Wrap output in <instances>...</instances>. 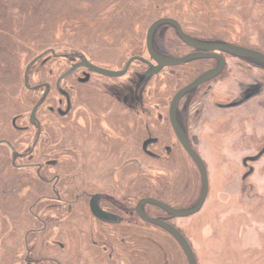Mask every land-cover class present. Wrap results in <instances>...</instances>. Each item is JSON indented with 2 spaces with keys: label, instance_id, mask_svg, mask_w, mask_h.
I'll return each instance as SVG.
<instances>
[{
  "label": "rangeland",
  "instance_id": "rangeland-1",
  "mask_svg": "<svg viewBox=\"0 0 264 264\" xmlns=\"http://www.w3.org/2000/svg\"><path fill=\"white\" fill-rule=\"evenodd\" d=\"M161 18L200 42L264 55V0H0V140L13 147L0 145V264H188L173 237L134 208L144 198L179 210L197 203L200 174L168 110L216 60L150 76L134 60L119 77L81 69L55 85L79 60L111 71L131 57L153 63L145 36ZM152 44L167 57L195 52L168 24L156 28ZM220 54L223 69L178 105L205 167L203 205L188 217L142 207L180 232L196 264H264V110L255 113L264 104V68ZM67 99L69 112L59 115ZM45 105L63 125L39 115ZM92 197L114 221L91 213Z\"/></svg>",
  "mask_w": 264,
  "mask_h": 264
},
{
  "label": "water",
  "instance_id": "water-1",
  "mask_svg": "<svg viewBox=\"0 0 264 264\" xmlns=\"http://www.w3.org/2000/svg\"><path fill=\"white\" fill-rule=\"evenodd\" d=\"M163 24H168L175 28L180 40L190 47L191 49L195 50V52H191L185 56L182 57H167L164 55L159 54L156 52L153 48L152 44V37L157 27ZM145 44H146V51L149 56V58L153 61L154 64H150V70L147 73V75H153L157 73L159 70L165 67H172L180 64H184L191 60H197V59H215L217 61V64L212 69H209L203 73H201L199 76H197L194 80H192L189 84L185 85L181 89H179L174 97L171 100L168 114H169V122L171 125L172 132L177 139L178 143L181 145V147L184 149V151L190 156V158L193 160L194 164L196 165L201 179V193L200 197L197 201V203L189 208V209H175L172 208L156 199L153 198H144L138 201L135 207V212L139 218L142 220L149 222L151 224L157 225L167 231L173 239L176 241V243L180 246L182 252L184 253L186 260L188 264H196L195 257L192 253V250L187 243V241L184 239V237L180 234V232L175 229L170 224L164 222L161 219L158 218H151L147 216L141 209V206L144 203H150L153 204L166 213L170 214L173 217H188L195 213H197L201 206L203 205L205 198L207 196V175L205 171V167L200 159V157L197 155V153L192 149L188 138L184 132V130L179 125L177 118H176V111L178 108L179 101L181 98L186 94L187 92L197 88L198 86L202 85L203 83L211 80L214 78L222 69L224 66V59L221 56L220 53L229 54L231 56L237 57L239 59L248 60L250 62L259 63L264 68V55L244 47H240L237 45L229 44V43H204L200 42L198 40H195L186 34L183 33L180 25L173 19L170 18H161L156 21H154L148 28L145 36ZM53 54V51H50ZM39 57H37L35 60H37ZM33 60V62L35 61ZM134 60H140L142 62L148 63L147 60L141 58V57H131L124 66L123 70L121 71H111L106 70L100 67H97L91 63L84 62L83 64H79L81 66L87 67L94 71L95 73H99L105 76L110 77H119L126 73L127 69L129 68L130 64ZM79 67V66H76ZM69 73V72H68ZM67 74V73H66ZM65 74V75H66ZM26 72L24 75V86L26 88ZM39 103L35 105V107L31 111V120L35 116L36 109L38 108ZM90 211L91 213L98 218H108L109 216L102 212L96 203V197H92L90 204Z\"/></svg>",
  "mask_w": 264,
  "mask_h": 264
},
{
  "label": "flooded vegetation",
  "instance_id": "flooded-vegetation-1",
  "mask_svg": "<svg viewBox=\"0 0 264 264\" xmlns=\"http://www.w3.org/2000/svg\"><path fill=\"white\" fill-rule=\"evenodd\" d=\"M51 51V50H50ZM156 52H158V51H156ZM51 53V52H50ZM162 55V54H161ZM84 62H86L85 60H79V61H76V62H74L71 66H69L66 70H64L62 73H60L58 76H57V78H56V83H55V85L56 86H59V85H61V82H63L64 81V79H66L67 77H69L70 75H72V74H74V73H76V72H78L79 70H88V71H91V72H94V71H92L91 69H89V68H87V67H84V66H81V65H79V64H83ZM148 62V61H147ZM145 63V62H144ZM147 66H148V69L145 71L146 72V75L145 76H150V75H147V73L149 72V70H150V64H154V63H150V62H148V63H145ZM216 64H217V61H216ZM215 64V65H216ZM215 65H214V67H215ZM76 66H79V67H76ZM130 67V66H129ZM212 69V68H211ZM123 70V69H122ZM129 70V68L127 69V71ZM121 71V70H120ZM127 71H126V73H127ZM69 72V73H68ZM67 73V74H66ZM66 74V75H65ZM43 86H45V88H47V83H45V84H43ZM59 89H60V91H61V88L59 87ZM46 91V90H45ZM62 92V91H61ZM47 93V92H46ZM46 93H44V94H46ZM66 96V95H65ZM39 103V106L41 105V103H42V99H40V100H38V101H36V104H38ZM35 104V105H36ZM234 104H236V102L235 103H232V105H234ZM179 105V104H178ZM38 106V107H39ZM35 107V106H34ZM37 110V109H36ZM69 112V100L67 99V107H66V109H65V111L63 112V111H61V110H58V114L59 115H64V114H66V113H68ZM36 113V112H35ZM35 117V116H34ZM32 118V120H30V122L31 123H34V122H36L37 120H35V118ZM176 118H177V121H178V123H179V125L181 126V128L184 130V132H185V134H186V130H185V128H184V125H183V122H182V120H181V116H180V113H179V110H178V108H177V111H176ZM36 131L38 132V134L41 132V128H40V126L38 125L37 126V129H36ZM186 136H187V134H186ZM148 143H150V140H145V142H144V144H143V148H145L147 145H148ZM1 144H4V145H6L9 149H13V147H12V145L10 144V142H8V141H5V140H0V145ZM181 146V145H180ZM13 155H14V158H15V155H17V153L16 152H13ZM90 201H91V199H90ZM96 203H97V206H98V208L102 211V212H104L105 214H107L109 217L108 218H98V217H96L97 219H99V220H101V221H114V217H113V215L111 214V213H109V212H107V211H105V210H102L100 207H99V205H98V198L96 197ZM138 203V202H137ZM89 204H90V202H89ZM136 207V206H135ZM89 209H90V207H89ZM141 209H142V211L145 213V211H144V209H143V207L141 206ZM134 211H135V208H134ZM159 219H161V220H163V221H165L164 220V218H159Z\"/></svg>",
  "mask_w": 264,
  "mask_h": 264
},
{
  "label": "bare ground",
  "instance_id": "bare-ground-1",
  "mask_svg": "<svg viewBox=\"0 0 264 264\" xmlns=\"http://www.w3.org/2000/svg\"><path fill=\"white\" fill-rule=\"evenodd\" d=\"M44 61V60H43ZM43 61L42 62H40V63H38V66H40V65H42V63H43ZM256 65H259V66H262V65H260L259 63H256ZM263 67V66H262ZM127 78H124V80H126ZM158 108H159V111H161V107L160 106H158ZM46 109H49V107L48 106H42L41 108H40V110H39V115L43 118V119H45V121H47V122H49V124L52 126V127H58L59 125H63L64 123H61V122H59V121H57L56 119H54L52 116H50V114L48 113V114H45L44 113V111L46 110ZM21 122L24 124L25 122H24V118H22L21 119ZM25 125V124H24ZM26 128L28 129V131H30L31 130V127L30 126H28V125H26Z\"/></svg>",
  "mask_w": 264,
  "mask_h": 264
},
{
  "label": "crops",
  "instance_id": "crops-1",
  "mask_svg": "<svg viewBox=\"0 0 264 264\" xmlns=\"http://www.w3.org/2000/svg\"><path fill=\"white\" fill-rule=\"evenodd\" d=\"M263 100H261L258 104H255V113L259 114L262 110H264V104H262Z\"/></svg>",
  "mask_w": 264,
  "mask_h": 264
},
{
  "label": "trees",
  "instance_id": "trees-1",
  "mask_svg": "<svg viewBox=\"0 0 264 264\" xmlns=\"http://www.w3.org/2000/svg\"><path fill=\"white\" fill-rule=\"evenodd\" d=\"M248 61V60H247Z\"/></svg>",
  "mask_w": 264,
  "mask_h": 264
}]
</instances>
